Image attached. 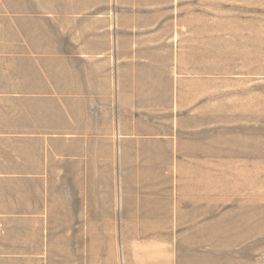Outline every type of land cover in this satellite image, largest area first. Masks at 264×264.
I'll return each mask as SVG.
<instances>
[{"label": "rangeland", "instance_id": "1", "mask_svg": "<svg viewBox=\"0 0 264 264\" xmlns=\"http://www.w3.org/2000/svg\"><path fill=\"white\" fill-rule=\"evenodd\" d=\"M122 5L123 25L136 14L137 36L153 40L139 72L152 105L122 140V215L104 223L115 234L105 264H264V0ZM87 256L2 255L0 264Z\"/></svg>", "mask_w": 264, "mask_h": 264}, {"label": "crops", "instance_id": "2", "mask_svg": "<svg viewBox=\"0 0 264 264\" xmlns=\"http://www.w3.org/2000/svg\"><path fill=\"white\" fill-rule=\"evenodd\" d=\"M135 15L123 25L122 0H0V258L115 253L121 144L152 105Z\"/></svg>", "mask_w": 264, "mask_h": 264}]
</instances>
